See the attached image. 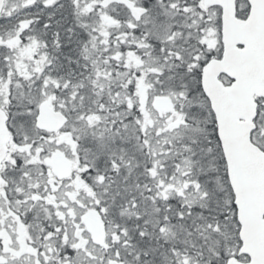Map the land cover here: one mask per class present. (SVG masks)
Masks as SVG:
<instances>
[{"label":"snow or ice","instance_id":"snow-or-ice-1","mask_svg":"<svg viewBox=\"0 0 264 264\" xmlns=\"http://www.w3.org/2000/svg\"><path fill=\"white\" fill-rule=\"evenodd\" d=\"M0 264H264V0H0Z\"/></svg>","mask_w":264,"mask_h":264}]
</instances>
